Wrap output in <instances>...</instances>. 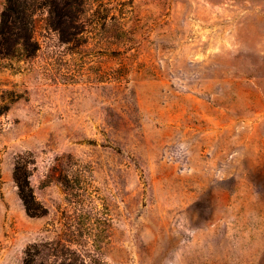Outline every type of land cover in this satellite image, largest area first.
<instances>
[{"label": "rangeland", "instance_id": "obj_1", "mask_svg": "<svg viewBox=\"0 0 264 264\" xmlns=\"http://www.w3.org/2000/svg\"><path fill=\"white\" fill-rule=\"evenodd\" d=\"M47 2L0 56V264H264V0Z\"/></svg>", "mask_w": 264, "mask_h": 264}, {"label": "trees", "instance_id": "obj_2", "mask_svg": "<svg viewBox=\"0 0 264 264\" xmlns=\"http://www.w3.org/2000/svg\"><path fill=\"white\" fill-rule=\"evenodd\" d=\"M47 1L5 0L0 13V56L2 58H29L37 52L38 45L32 37V22L36 12L47 7ZM81 13L82 11H79V14ZM29 172V162L23 161L21 157L16 158L13 181L18 196L27 215L41 216L42 211L29 184ZM76 255L79 258L82 257L75 252L66 250L61 252L62 261H58V251L52 243L33 244L25 250L22 264H85L84 261L78 263ZM72 256L75 257L72 258Z\"/></svg>", "mask_w": 264, "mask_h": 264}]
</instances>
